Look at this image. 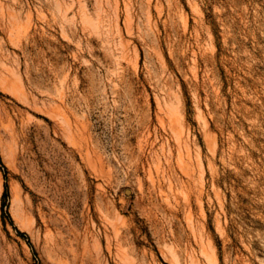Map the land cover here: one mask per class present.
Instances as JSON below:
<instances>
[{
	"label": "rangeland",
	"instance_id": "obj_1",
	"mask_svg": "<svg viewBox=\"0 0 264 264\" xmlns=\"http://www.w3.org/2000/svg\"><path fill=\"white\" fill-rule=\"evenodd\" d=\"M56 208L71 264H264V0H0V264Z\"/></svg>",
	"mask_w": 264,
	"mask_h": 264
},
{
	"label": "bare ground",
	"instance_id": "obj_2",
	"mask_svg": "<svg viewBox=\"0 0 264 264\" xmlns=\"http://www.w3.org/2000/svg\"><path fill=\"white\" fill-rule=\"evenodd\" d=\"M170 182H171V180H170ZM175 182H173V183H175ZM49 200H51V199H49ZM57 200H59V199H57ZM51 202H52V200H51ZM70 211L71 210L69 208H56V210H55L56 221L58 223L57 227L61 233L60 237L66 241V243L68 245V252H70V254H71L70 257L59 258L60 262L62 264H71V259H73V260H80L81 259V261L82 260L83 261L84 260H93L94 262H96V260L99 258V256L101 255V252H102L101 246L99 244H95L94 248H92L90 246L89 232H88V229L86 228L87 226L85 228H82L81 226H79V224H78L79 222L77 223V220L74 219V216L71 215ZM53 213H54V211H53ZM97 239H98V237H97ZM94 241H96V240H94ZM126 264H133V262L127 261Z\"/></svg>",
	"mask_w": 264,
	"mask_h": 264
},
{
	"label": "trees",
	"instance_id": "obj_3",
	"mask_svg": "<svg viewBox=\"0 0 264 264\" xmlns=\"http://www.w3.org/2000/svg\"><path fill=\"white\" fill-rule=\"evenodd\" d=\"M22 234H24V233H22Z\"/></svg>",
	"mask_w": 264,
	"mask_h": 264
}]
</instances>
